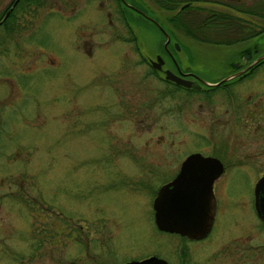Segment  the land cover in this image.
<instances>
[{
    "label": "rangeland",
    "instance_id": "rangeland-1",
    "mask_svg": "<svg viewBox=\"0 0 264 264\" xmlns=\"http://www.w3.org/2000/svg\"><path fill=\"white\" fill-rule=\"evenodd\" d=\"M71 18L44 13L23 38L0 31V264H118L150 253L184 262L178 234L152 223L151 200L166 162L177 159L175 171L188 152L209 153L199 148L206 108L181 91L178 107L164 95L167 84L144 62L157 32L144 24L128 32L117 18L104 30L101 15ZM80 20L82 36L66 32ZM253 131L227 148L228 159L247 165L224 176L230 198L207 237L185 245L195 262L264 264L251 191L263 133ZM38 215L51 227L49 242L37 239Z\"/></svg>",
    "mask_w": 264,
    "mask_h": 264
},
{
    "label": "flooded vegetation",
    "instance_id": "flooded-vegetation-1",
    "mask_svg": "<svg viewBox=\"0 0 264 264\" xmlns=\"http://www.w3.org/2000/svg\"><path fill=\"white\" fill-rule=\"evenodd\" d=\"M152 5L156 8L154 12L147 7ZM82 6L84 13L82 14L81 11L78 15ZM44 13L53 14L62 21L75 16L69 20L70 23L82 16L92 19L101 15L107 23V28L104 30L110 28L117 18L126 25L128 32L131 31V26H139L141 23L138 20H140L145 21L142 23L144 30L157 32L158 37L153 43L154 47L148 48L154 56L153 58L145 56L144 62L149 65L150 72L167 84L168 88H165L164 95L172 96L174 103L178 102L177 92L181 91L184 95L193 96L192 99L196 104L204 105L206 108L204 114H207L208 118L203 121L207 130V133L203 134L207 136V140L199 148L209 152L207 154L196 150L188 152L179 160L175 171L173 165L177 159H172L171 165L166 162L164 166L167 168L159 175L162 180L159 185L176 177L182 161L192 152L216 158L221 168L211 183L214 200L211 229L217 216L220 215L222 201L230 198L228 196L230 183L226 182L224 176L229 174L228 170L234 166L246 164L238 163L237 158L233 159L234 161L228 159L227 148L233 146L235 140L237 143L244 142L243 137L249 134L247 131L251 128L253 132L263 133L260 146L264 150V0H0V31L23 38V35L34 30L36 22ZM181 19L187 20L188 29L184 32L178 28V23L173 26V22L169 21ZM83 25V21L80 20L75 28L65 27L66 32L76 31L79 35ZM97 31L99 32V29ZM181 34L187 38L186 45L178 37ZM182 46L187 51L186 64L182 63L179 56ZM75 47L79 50L84 49L78 40L75 41ZM90 49L91 44L87 49L89 53ZM157 54L162 58L160 69L151 66V61ZM164 69H169L187 79L185 81H188V84L184 85L164 78ZM175 105L178 107L176 103ZM183 105L179 103V106ZM186 112L187 109H184L183 113ZM218 127H224L222 132L217 130ZM185 129L188 133H202L199 130L192 131L189 127ZM213 133L221 136H216L213 140L211 136ZM165 141H167L166 137H163L161 145H164ZM263 173L264 165L253 178L254 183ZM254 183L251 188L252 204ZM151 212L154 224L153 210ZM45 216L38 215L41 221L38 230H42L37 239L49 242L51 227L45 223ZM64 229L59 230V234H67L68 227ZM208 233L198 239L178 234L184 244L179 250V255L185 257L183 259L185 263L175 261L172 257L167 260L164 256L150 253L139 258L125 259L118 264L129 260H140L149 255L162 258L168 264H202L193 261L192 254L186 246L188 241L203 240ZM72 237L73 233L68 231L63 241ZM58 241L61 242L59 239Z\"/></svg>",
    "mask_w": 264,
    "mask_h": 264
},
{
    "label": "water",
    "instance_id": "water-1",
    "mask_svg": "<svg viewBox=\"0 0 264 264\" xmlns=\"http://www.w3.org/2000/svg\"><path fill=\"white\" fill-rule=\"evenodd\" d=\"M161 63L162 58L157 54L151 61V66L160 69ZM163 77L176 83L188 84L185 81L187 79L169 69L163 70ZM220 168L221 164L216 158L197 152L188 154L182 161L177 176L161 184L151 200L156 228L192 239L204 237L210 230L214 213L211 183ZM253 193L255 213L264 226V173L254 183ZM121 264L168 263L155 255H149Z\"/></svg>",
    "mask_w": 264,
    "mask_h": 264
},
{
    "label": "trees",
    "instance_id": "trees-1",
    "mask_svg": "<svg viewBox=\"0 0 264 264\" xmlns=\"http://www.w3.org/2000/svg\"><path fill=\"white\" fill-rule=\"evenodd\" d=\"M132 21H134V20H132ZM169 21H172L173 22V26L178 23L179 24L178 25V28L181 31H183V32L188 29V25H187V20L186 19H181V20H178V21H175V20H169ZM138 22H140L141 24L142 23H145V21H140V20H138Z\"/></svg>",
    "mask_w": 264,
    "mask_h": 264
}]
</instances>
